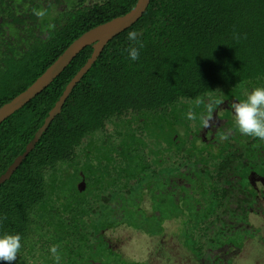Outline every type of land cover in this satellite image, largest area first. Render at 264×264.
Listing matches in <instances>:
<instances>
[{
  "label": "trees",
  "instance_id": "obj_1",
  "mask_svg": "<svg viewBox=\"0 0 264 264\" xmlns=\"http://www.w3.org/2000/svg\"><path fill=\"white\" fill-rule=\"evenodd\" d=\"M135 3L0 0V106L82 33ZM132 46L137 61L128 58ZM91 51L0 124V176ZM258 85L264 0H150L0 184V233L22 237L17 259L0 264H142L120 257L108 233L153 236L171 221L198 264H237L251 243L260 264L264 140L241 134L232 111Z\"/></svg>",
  "mask_w": 264,
  "mask_h": 264
},
{
  "label": "water",
  "instance_id": "obj_2",
  "mask_svg": "<svg viewBox=\"0 0 264 264\" xmlns=\"http://www.w3.org/2000/svg\"><path fill=\"white\" fill-rule=\"evenodd\" d=\"M150 0H136L134 7L123 15L114 17L109 21L98 24L82 33L78 38L71 42L57 59L25 90L17 94L11 100L0 106V124L14 112L23 107L32 98L38 95L55 79L62 70L71 62V60L85 47L92 46L90 56L85 64L74 74L70 81L64 87L53 107L44 118L42 125L36 130L33 138L27 143L24 151L20 153L14 161L8 166L5 172L0 176V184L8 179L12 172L18 167L22 159L33 149L41 135L47 129L48 124L58 114L69 93L75 87L76 83L89 70L96 61L106 43L118 33L130 27L137 21Z\"/></svg>",
  "mask_w": 264,
  "mask_h": 264
},
{
  "label": "rangeland",
  "instance_id": "obj_3",
  "mask_svg": "<svg viewBox=\"0 0 264 264\" xmlns=\"http://www.w3.org/2000/svg\"><path fill=\"white\" fill-rule=\"evenodd\" d=\"M165 233L148 236L136 229L117 228L108 234L116 243L120 257L129 263L142 264H198L181 243L180 223L171 221ZM257 243L246 245L237 264H254L261 257V249L255 250ZM264 264V258H261ZM246 260V261H245ZM253 262V263H252Z\"/></svg>",
  "mask_w": 264,
  "mask_h": 264
},
{
  "label": "clouds",
  "instance_id": "obj_4",
  "mask_svg": "<svg viewBox=\"0 0 264 264\" xmlns=\"http://www.w3.org/2000/svg\"><path fill=\"white\" fill-rule=\"evenodd\" d=\"M127 39L135 45L137 33L128 32ZM127 53L130 61L139 59L138 47H129ZM232 111L235 126L241 134L264 140V85L252 87L245 99L233 105ZM21 240L19 233H0V261H15L22 247Z\"/></svg>",
  "mask_w": 264,
  "mask_h": 264
}]
</instances>
